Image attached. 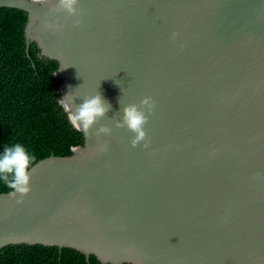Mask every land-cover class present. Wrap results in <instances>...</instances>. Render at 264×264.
<instances>
[{
    "label": "water",
    "instance_id": "1",
    "mask_svg": "<svg viewBox=\"0 0 264 264\" xmlns=\"http://www.w3.org/2000/svg\"><path fill=\"white\" fill-rule=\"evenodd\" d=\"M54 4L0 0L27 15V55L34 42L58 63V101L100 92L111 109L71 154L34 163L23 203L0 192V248H71L102 264H264V0H80V27L50 14ZM145 97L148 147H132L115 121Z\"/></svg>",
    "mask_w": 264,
    "mask_h": 264
},
{
    "label": "trees",
    "instance_id": "2",
    "mask_svg": "<svg viewBox=\"0 0 264 264\" xmlns=\"http://www.w3.org/2000/svg\"><path fill=\"white\" fill-rule=\"evenodd\" d=\"M23 10L0 7V154L21 144L36 161L50 154L69 155L83 144L59 104L58 63L40 54L34 42L25 51ZM35 161V162H36ZM0 180V192H7ZM0 264H102L71 248L11 244L0 248ZM127 264V263H122Z\"/></svg>",
    "mask_w": 264,
    "mask_h": 264
},
{
    "label": "clouds",
    "instance_id": "3",
    "mask_svg": "<svg viewBox=\"0 0 264 264\" xmlns=\"http://www.w3.org/2000/svg\"><path fill=\"white\" fill-rule=\"evenodd\" d=\"M80 0H55V4L49 8L50 14L66 13L70 17H74V27H80L82 15L79 9ZM34 3L47 5L50 0H34ZM44 26L54 31H59L61 25L59 23H50L47 19L44 21ZM176 33H173L172 38L175 39ZM64 68H61L62 70ZM74 97L70 91L59 99L64 113L67 116L71 126L78 132H83L85 137L92 136V129L94 125L99 123L111 109L103 95L98 92L92 96H85L82 98L83 103L76 105ZM155 108V102L151 97L141 99L139 107L136 104H129L122 108V117L115 121L117 128H127L133 133L130 140L132 147H136L141 142L143 147H148L147 132L145 125L148 122V115H150ZM147 113V114H146ZM111 129L108 126L101 125L94 133L97 140L98 150L106 151L107 145L100 140L101 135H108ZM76 151V149H72ZM36 156L34 153H29L24 146L17 143L12 146L5 144L3 153L0 154V180H2L8 189V195L16 202L23 203V198L27 196L32 188V172L34 170V163Z\"/></svg>",
    "mask_w": 264,
    "mask_h": 264
}]
</instances>
